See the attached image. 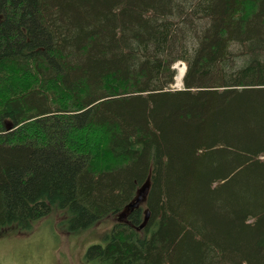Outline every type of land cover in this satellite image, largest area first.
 <instances>
[{
  "label": "trees",
  "instance_id": "1",
  "mask_svg": "<svg viewBox=\"0 0 264 264\" xmlns=\"http://www.w3.org/2000/svg\"><path fill=\"white\" fill-rule=\"evenodd\" d=\"M55 208L125 213L93 264H264V0H0V232Z\"/></svg>",
  "mask_w": 264,
  "mask_h": 264
},
{
  "label": "rangeland",
  "instance_id": "2",
  "mask_svg": "<svg viewBox=\"0 0 264 264\" xmlns=\"http://www.w3.org/2000/svg\"><path fill=\"white\" fill-rule=\"evenodd\" d=\"M173 67L177 73L171 86L179 89L182 80L179 84L177 75L186 64L180 60ZM141 202H144L143 197ZM124 216L122 212L102 219L88 229L70 231L65 213L55 208L37 220L31 230L0 232V264H93L85 257L88 247L103 243L104 234Z\"/></svg>",
  "mask_w": 264,
  "mask_h": 264
},
{
  "label": "bare ground",
  "instance_id": "3",
  "mask_svg": "<svg viewBox=\"0 0 264 264\" xmlns=\"http://www.w3.org/2000/svg\"><path fill=\"white\" fill-rule=\"evenodd\" d=\"M185 68V67H184ZM184 68H180L179 69V73H178V75H177V80H178V82L179 83H181V80H182V76H183V73H184Z\"/></svg>",
  "mask_w": 264,
  "mask_h": 264
},
{
  "label": "water",
  "instance_id": "4",
  "mask_svg": "<svg viewBox=\"0 0 264 264\" xmlns=\"http://www.w3.org/2000/svg\"><path fill=\"white\" fill-rule=\"evenodd\" d=\"M145 192H144V195H145ZM142 197H143L142 194H139L138 197H137V199L135 200V202H133L130 206H134V205L136 206V205H138L141 202Z\"/></svg>",
  "mask_w": 264,
  "mask_h": 264
},
{
  "label": "built area",
  "instance_id": "5",
  "mask_svg": "<svg viewBox=\"0 0 264 264\" xmlns=\"http://www.w3.org/2000/svg\"><path fill=\"white\" fill-rule=\"evenodd\" d=\"M180 84V83H179Z\"/></svg>",
  "mask_w": 264,
  "mask_h": 264
}]
</instances>
